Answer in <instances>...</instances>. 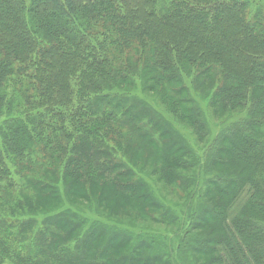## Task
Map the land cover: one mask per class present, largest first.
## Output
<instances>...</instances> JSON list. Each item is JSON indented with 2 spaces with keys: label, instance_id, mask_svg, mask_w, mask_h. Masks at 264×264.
<instances>
[{
  "label": "trees",
  "instance_id": "trees-1",
  "mask_svg": "<svg viewBox=\"0 0 264 264\" xmlns=\"http://www.w3.org/2000/svg\"><path fill=\"white\" fill-rule=\"evenodd\" d=\"M156 184L198 196L176 242L131 227L173 222ZM173 250L264 264V0H0V264Z\"/></svg>",
  "mask_w": 264,
  "mask_h": 264
},
{
  "label": "rangeland",
  "instance_id": "rangeland-1",
  "mask_svg": "<svg viewBox=\"0 0 264 264\" xmlns=\"http://www.w3.org/2000/svg\"><path fill=\"white\" fill-rule=\"evenodd\" d=\"M211 120L214 124L217 123L218 125L231 122V118L229 116H227V118L224 121H222L223 119H211ZM203 159H204V155H201L199 161H202ZM196 169L198 170V165ZM198 171L202 176L201 171L200 170ZM161 185L156 184V187L158 188L156 195L160 198L161 201L163 200L166 204H168L173 209V215H172L173 222L157 224L156 222H145V221L136 220L133 222V225L132 226L130 225V226L136 227L134 231L140 237H142L145 234L152 233L155 236L160 235L162 238L166 240L171 238L174 242H176L183 235L184 229L188 227V223H189L187 222L188 209L190 207L196 206L195 202L198 201V196L197 194H194L190 200L185 199V197L182 196V192L179 188H176V187L173 188V187L167 186L168 187L167 190H163L164 187H162ZM172 189L173 191L176 189V191H174L175 193H172ZM63 198H64V201H66L64 196ZM126 199H127V196H123L122 201H116L114 204H110L109 207L112 210H115L118 207L123 206V204L126 202ZM66 204L68 208L75 210L84 218V223L87 226L89 225L92 226L93 224L98 223V222L112 225L114 224V222H112L114 219H115V222H119V223L121 222L124 224H128V218L122 217L119 220H116V218L114 217H108L109 215L107 214L108 215L107 216L106 213L99 206L98 208L96 206H93L95 204H91L86 201L75 202V203L69 201V203H66ZM38 217H41L39 213H38ZM118 227H119V224H118ZM119 251H117L116 249L113 250V255H115ZM173 252L175 256H172V262L173 264H177L178 261L180 260H178L176 256L178 254L180 257L182 252L177 253L174 250Z\"/></svg>",
  "mask_w": 264,
  "mask_h": 264
}]
</instances>
